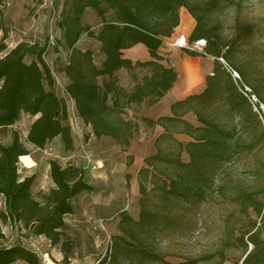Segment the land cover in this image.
Returning a JSON list of instances; mask_svg holds the SVG:
<instances>
[{
  "label": "rangeland",
  "instance_id": "rangeland-1",
  "mask_svg": "<svg viewBox=\"0 0 264 264\" xmlns=\"http://www.w3.org/2000/svg\"><path fill=\"white\" fill-rule=\"evenodd\" d=\"M67 1L12 0L11 7L5 10L6 18H11L15 25L9 33L12 32L7 41L9 48H14L22 39L43 47L51 32L61 40L63 31L59 18ZM187 1L204 18L206 32L214 35L223 54L229 56V62L220 60V63L231 76L237 94L244 98L236 99V95L229 93L224 105L209 110L211 117L224 126L236 124L237 130L229 142L232 146L228 159L208 162L207 181L194 185L193 190L181 184L178 190L181 196L165 195L160 181L154 183L155 189L152 183H145L147 194L141 192L138 173L145 167L144 161L158 153L155 143L163 133L162 129L150 130L142 119L146 115L152 119L172 116V95L152 111L144 105H127L125 96L151 76V69L123 70L117 76L118 86L125 95L121 110L111 113V118L124 129L130 128L129 147L111 138H96L92 129L82 122L79 131H75L70 120L73 148L68 150L58 138L40 151L27 142L34 119L26 115L14 128L0 134V143L7 145L16 133L30 152L29 157L20 160L18 170L21 180L37 178L32 193L38 200L41 194L54 188L49 177V162L87 172V181L94 192L75 199L72 202L74 216L66 220L65 241L71 250L70 264H100L105 258H108L107 264H244L252 251L258 252L264 247L262 232L257 248L248 242L249 233L262 231L264 217H259L252 203L245 202L244 198L250 195L258 206L264 203V143H259V122L264 128V0ZM54 12L56 23L52 27ZM112 17L113 13L109 12L107 18ZM180 18V27L172 38L165 40L160 50L163 59L160 64L173 68L180 75V85L191 87L194 90L191 93L197 95L205 90L208 72L211 75L214 72L215 59L202 55L191 57L175 47L177 36L191 37L197 25L187 9L180 11ZM82 20L90 32L81 38L75 55L91 52L95 64L100 66L103 62L101 45L91 34H98L101 21L93 10L86 11ZM124 56L134 63L151 61L143 46L125 51ZM30 61L28 58L26 62ZM50 62L56 70L64 72L62 59L56 53L50 57ZM235 68L244 73V78ZM244 87L259 101L256 107L242 94ZM58 96L64 99L61 93ZM113 102L112 97L109 105ZM235 102L241 104L238 109L231 111L225 107L232 108ZM233 118L236 122H232ZM186 120L195 128H201L193 115ZM177 138L184 145L192 141L187 136ZM252 141L259 143V147L252 152L244 150L243 146ZM163 149L172 150L167 145ZM181 160L190 162L186 152ZM157 170L165 177L178 176L175 169L166 164H158ZM143 208L149 212L150 221L137 225ZM5 210V198L0 195V214ZM0 230L4 235L0 247L20 244L35 253L40 264H61L64 260L59 246H53L44 237L36 238L19 224L5 223L0 218ZM44 255H49L48 259Z\"/></svg>",
  "mask_w": 264,
  "mask_h": 264
},
{
  "label": "trees",
  "instance_id": "trees-1",
  "mask_svg": "<svg viewBox=\"0 0 264 264\" xmlns=\"http://www.w3.org/2000/svg\"><path fill=\"white\" fill-rule=\"evenodd\" d=\"M9 3L8 0H0V134L14 128L26 115L34 119L27 136L29 145L44 151L50 143L60 138L68 150L73 148L69 107L65 99L58 96L53 77L55 71L75 102L77 117L92 129L95 137L111 138L129 147L130 128L124 129L121 123L111 118V113L121 110L122 96L125 95L118 86L117 76L123 70L132 72L137 68L151 69V76L125 97L130 106L144 105L149 110L158 105L178 82V73L160 64L163 62L160 50L165 40L172 38L180 27V11L187 9L197 22L190 41H207L208 47L202 56L215 59L214 72L206 78V88L202 93L171 105L172 116H162L156 120L147 117L142 119L150 130L162 129L163 133L155 143L158 153L147 158L144 161L145 167L138 173L140 190L146 195L145 183H152L155 189L154 183L160 181L165 195L181 196L178 192L181 184L193 190L194 185L208 180L209 161L228 159L232 146L229 142L237 126H224L221 121L211 117L209 110L224 105L229 93L236 95V99L244 98L237 94L231 76L220 63V60L229 62V56L223 54L214 35L206 32L204 18L197 14L187 0H69L59 18L63 31L61 40L56 37L54 46H50L48 37L43 47L32 42H22L13 49L7 44L9 29L4 18ZM88 10L95 11L101 21L98 34H91L101 45L103 62L100 66L95 64V56L91 52L75 55L81 38L90 32L82 20ZM109 12L113 13L111 19L107 18ZM138 46L146 48L151 61L134 63L126 59L124 52ZM62 51L67 54V60H64ZM54 53L62 59L64 72L56 70L50 62ZM188 54L191 57L199 56L191 52ZM28 58L31 59L30 63L26 62ZM235 70L244 78L240 69ZM112 97L114 102L110 106L109 100ZM240 105L235 102L232 108L225 107L233 111ZM189 115L197 119L201 128H195L186 120ZM232 122H236V119L233 118ZM259 127V143H264L261 122ZM179 135L187 136L192 141L184 145L178 140ZM259 143L252 141L245 144L243 149L252 152L259 147ZM164 145L172 150L165 151ZM184 152L190 158L189 163L181 160ZM29 156L30 152L16 133L12 134L9 144L0 143V195L5 198L6 208L0 218L5 223L19 224L36 238L44 237L53 246H59L64 255L61 264H70L71 250L65 241L68 229L66 220L74 216L72 202L83 194L94 192V187L88 183L84 169L63 168L51 161L49 177L54 188L41 194L38 200L32 193L37 178L21 180L19 175L20 160ZM158 164L173 167L178 176L173 178L158 174ZM244 198L245 202L252 203L259 217H264V203L258 206L252 196ZM150 218L147 209L143 208L137 225L150 221ZM262 224V231L258 229L254 234H248L249 244L256 248L261 232L264 233V221ZM256 229L257 226H254ZM3 239L0 230V242ZM107 261L108 258H105L100 264H107ZM262 261L264 247L258 252L252 251L244 264H259ZM17 262L40 264L38 256L20 244L0 247V264Z\"/></svg>",
  "mask_w": 264,
  "mask_h": 264
},
{
  "label": "built area",
  "instance_id": "built-area-1",
  "mask_svg": "<svg viewBox=\"0 0 264 264\" xmlns=\"http://www.w3.org/2000/svg\"><path fill=\"white\" fill-rule=\"evenodd\" d=\"M55 20H56V13L54 12L52 24H51L52 27L55 26V23H56ZM49 40H50V46H52V45L54 46L55 41H56V36L53 35V32H51V34L49 36ZM175 47L177 49L183 51V52H191V53H196L199 55H204L205 49L207 48V41L200 40V41H196V42L192 43L190 41V37L188 35L180 34L176 38ZM62 54H63L64 60H67V58H66L67 54L63 53V51H62ZM46 62L48 63V61H46ZM228 70H229V68H228ZM233 73H234V75H237V74H235V72H233ZM53 77L55 80V86L57 88L58 93H61L64 96V99H65L66 103L68 104L70 120L73 122L74 130L79 131V126H80L82 121L76 115L75 102L71 98L70 94L68 93L67 88H66L65 84L63 83L62 79L60 78V76L55 71H53ZM242 94L249 100V102L254 107H256V105H258L259 101L253 95V92L250 89H248L247 87H244L242 90ZM48 257H49V255H44L45 259H48Z\"/></svg>",
  "mask_w": 264,
  "mask_h": 264
},
{
  "label": "crops",
  "instance_id": "crops-1",
  "mask_svg": "<svg viewBox=\"0 0 264 264\" xmlns=\"http://www.w3.org/2000/svg\"><path fill=\"white\" fill-rule=\"evenodd\" d=\"M12 0H8V2H11ZM14 1V0H13ZM13 3V2H12ZM12 3H9L8 4V7H11V5H12ZM6 10V9H5ZM4 18H5V21H6V24H7V28L9 29V33H10V31L12 30V28H14V23H13V21L12 20H10L11 18H9V19H7L6 18V12H4ZM1 33V32H0ZM2 34V33H1ZM11 34H12V32H11ZM11 34H8V36L9 35H11ZM26 34H23V36H25ZM9 39V38H8ZM22 42H25L23 39L21 40V41H19L17 44H16V46L19 44V43H22ZM13 49V48H12ZM134 49V48H133ZM126 59H129V60H131V61H133L134 62V60L133 59H131V58H128V57H126ZM167 68V67H166ZM208 75H211L210 74V72H208ZM191 91L193 92L194 90L191 88V87H189V86H187V87H183V86H181L180 85V75L178 74V82L176 83V85H175V87L166 95V97L168 96V95H172V97H173V101H172V103L170 104V108H171V105L172 104H174V103H176V102H178V101H182V100H185L187 97H189V96H192L193 94L191 93ZM166 97L162 100V101H164L165 99H166ZM161 101V102H162ZM160 104V103H159ZM158 104V105H159ZM158 105H156L155 107H157ZM155 107H153L152 109H150V111H152L153 109H155ZM171 110V109H170ZM146 117L147 118H149L147 115H146ZM150 119H152V118H150ZM157 118H155V119H153V120H156Z\"/></svg>",
  "mask_w": 264,
  "mask_h": 264
},
{
  "label": "bare ground",
  "instance_id": "bare-ground-1",
  "mask_svg": "<svg viewBox=\"0 0 264 264\" xmlns=\"http://www.w3.org/2000/svg\"><path fill=\"white\" fill-rule=\"evenodd\" d=\"M23 159V158H22Z\"/></svg>",
  "mask_w": 264,
  "mask_h": 264
}]
</instances>
